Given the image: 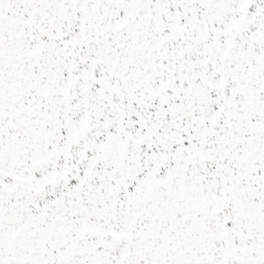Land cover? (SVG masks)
<instances>
[{
	"label": "snow or ice",
	"instance_id": "1",
	"mask_svg": "<svg viewBox=\"0 0 264 264\" xmlns=\"http://www.w3.org/2000/svg\"><path fill=\"white\" fill-rule=\"evenodd\" d=\"M0 264H264V0H0Z\"/></svg>",
	"mask_w": 264,
	"mask_h": 264
}]
</instances>
